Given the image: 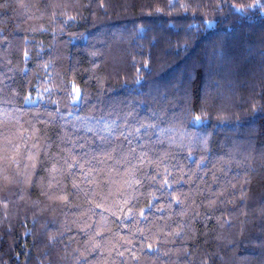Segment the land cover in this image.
<instances>
[{
	"label": "trees",
	"instance_id": "16d2710c",
	"mask_svg": "<svg viewBox=\"0 0 264 264\" xmlns=\"http://www.w3.org/2000/svg\"><path fill=\"white\" fill-rule=\"evenodd\" d=\"M0 264H264V0H0Z\"/></svg>",
	"mask_w": 264,
	"mask_h": 264
}]
</instances>
